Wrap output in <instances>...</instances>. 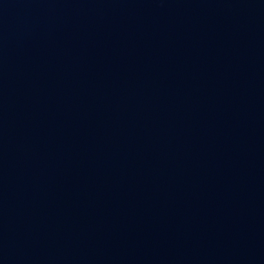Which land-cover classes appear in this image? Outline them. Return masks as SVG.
<instances>
[{"label": "water", "instance_id": "water-1", "mask_svg": "<svg viewBox=\"0 0 264 264\" xmlns=\"http://www.w3.org/2000/svg\"><path fill=\"white\" fill-rule=\"evenodd\" d=\"M0 264H264V0H0Z\"/></svg>", "mask_w": 264, "mask_h": 264}]
</instances>
